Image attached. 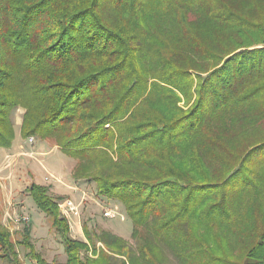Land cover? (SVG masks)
<instances>
[{
    "label": "trees",
    "instance_id": "obj_1",
    "mask_svg": "<svg viewBox=\"0 0 264 264\" xmlns=\"http://www.w3.org/2000/svg\"><path fill=\"white\" fill-rule=\"evenodd\" d=\"M29 138L123 207L134 247L73 239L31 183L65 261L0 209L3 264H264V0H0V151Z\"/></svg>",
    "mask_w": 264,
    "mask_h": 264
},
{
    "label": "rangeland",
    "instance_id": "obj_2",
    "mask_svg": "<svg viewBox=\"0 0 264 264\" xmlns=\"http://www.w3.org/2000/svg\"><path fill=\"white\" fill-rule=\"evenodd\" d=\"M22 113L23 110L19 109L14 114L16 129L20 125ZM73 165L74 161L66 158L56 147L36 139L31 143L28 139L19 140L14 148L0 151L1 222L10 232L11 239L17 240L23 226L28 225L31 228V242L46 262L65 261L59 236L26 192L31 183H38L49 186L51 195L64 198L60 207L68 219L73 239L85 242L82 227L87 226L88 230L109 231L134 247L130 238L132 224L123 207L117 202L96 197L93 185L74 182L71 177ZM45 178L48 180L45 181ZM68 202L76 209L70 210ZM105 210H112L114 217H104ZM99 247L101 245L98 243L96 248ZM18 252L22 264H34L25 257L23 249L18 248ZM0 264L3 263L0 261ZM172 264L177 263L173 261Z\"/></svg>",
    "mask_w": 264,
    "mask_h": 264
},
{
    "label": "built area",
    "instance_id": "obj_3",
    "mask_svg": "<svg viewBox=\"0 0 264 264\" xmlns=\"http://www.w3.org/2000/svg\"><path fill=\"white\" fill-rule=\"evenodd\" d=\"M28 141L31 143L33 141L32 138H29ZM50 178H52V176H50ZM48 179L45 178V181H47ZM67 206L70 210H75L76 207L70 205V203L68 202L67 203ZM104 217H107V218H113L114 217V213L112 210H105L104 213H103ZM26 220V219H25Z\"/></svg>",
    "mask_w": 264,
    "mask_h": 264
},
{
    "label": "crops",
    "instance_id": "obj_4",
    "mask_svg": "<svg viewBox=\"0 0 264 264\" xmlns=\"http://www.w3.org/2000/svg\"><path fill=\"white\" fill-rule=\"evenodd\" d=\"M0 172H1V170H0Z\"/></svg>",
    "mask_w": 264,
    "mask_h": 264
}]
</instances>
